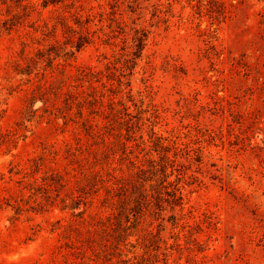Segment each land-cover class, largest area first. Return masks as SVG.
Masks as SVG:
<instances>
[{"label":"rangeland","instance_id":"rangeland-1","mask_svg":"<svg viewBox=\"0 0 264 264\" xmlns=\"http://www.w3.org/2000/svg\"><path fill=\"white\" fill-rule=\"evenodd\" d=\"M44 4L0 0V264H264V0Z\"/></svg>","mask_w":264,"mask_h":264},{"label":"trees","instance_id":"trees-1","mask_svg":"<svg viewBox=\"0 0 264 264\" xmlns=\"http://www.w3.org/2000/svg\"><path fill=\"white\" fill-rule=\"evenodd\" d=\"M44 5H43V7H46L47 5H48V0H44ZM51 3H53V2H51ZM31 7H33V5H31V3L30 2H27V4H25V5H23L22 6V9L24 10V9H28V8H31ZM8 22V20H5L3 23L5 24V23H7ZM12 25V27L14 26V24H11ZM143 41H144V39H142V38H137V48H140L141 50H142V48H143V46H142V44H143ZM37 55H40V54H37ZM41 57L42 56H38L37 58H36V60H32L31 58L29 59V60H32V61H30L31 63L32 62H35V63H33V64H35L36 66L39 64V61L41 60ZM49 58V57H48ZM26 67H28L27 69H23V68H21L19 71H18V73L19 74H22V75H29V74H31L32 73V69H35V68H32V69H30V65H27ZM37 111V109L36 110H33V112H36ZM2 143L3 142H0V147H1V145H2Z\"/></svg>","mask_w":264,"mask_h":264}]
</instances>
